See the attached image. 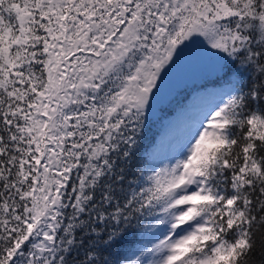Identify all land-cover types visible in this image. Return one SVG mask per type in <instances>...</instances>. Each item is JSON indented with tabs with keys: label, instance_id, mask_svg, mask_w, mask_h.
<instances>
[{
	"label": "snow or ice",
	"instance_id": "obj_1",
	"mask_svg": "<svg viewBox=\"0 0 264 264\" xmlns=\"http://www.w3.org/2000/svg\"><path fill=\"white\" fill-rule=\"evenodd\" d=\"M190 55L200 103L143 150ZM80 228L84 264H264V0H0V264Z\"/></svg>",
	"mask_w": 264,
	"mask_h": 264
},
{
	"label": "trees",
	"instance_id": "obj_2",
	"mask_svg": "<svg viewBox=\"0 0 264 264\" xmlns=\"http://www.w3.org/2000/svg\"><path fill=\"white\" fill-rule=\"evenodd\" d=\"M207 74H205L206 76ZM169 74L166 78L169 79ZM193 85V84H192ZM192 85L188 87H183L182 89H178L175 92L172 93V96L167 101H163L159 104H157V108L164 107V112L158 113V118L160 120H156L154 118H150L148 122V129L146 132V135L143 137L141 144L142 149L147 150L149 147L152 146L154 142L157 143L160 135L162 134V131L164 129L162 120L163 118H167L171 115L176 114L177 112H180L182 109L187 108L189 104V93L192 91ZM165 86V84H164ZM190 89V90H189ZM171 101V102H170ZM139 158V153L136 155V159L133 160L131 163L128 171H127V177L129 179L132 178V176L135 174V170L137 168V160ZM120 165V161H117V166ZM95 200H93V203ZM84 217H82L83 219ZM76 237L78 243L71 247V249L66 253L64 264H84V258L87 257L89 252H96L95 248H91L89 246L90 240H92V237L85 233L83 228H80L76 232ZM82 240V243L79 241Z\"/></svg>",
	"mask_w": 264,
	"mask_h": 264
},
{
	"label": "rangeland",
	"instance_id": "obj_3",
	"mask_svg": "<svg viewBox=\"0 0 264 264\" xmlns=\"http://www.w3.org/2000/svg\"><path fill=\"white\" fill-rule=\"evenodd\" d=\"M208 70V66L196 56H188L185 60L178 63L169 73V79L165 78L166 83L165 86H163V91L158 104L163 101L168 102L172 93L176 90L182 89L184 86L188 87L192 84L199 83L205 74L208 73ZM199 103L200 101L197 99L196 95L192 94L187 109L195 110ZM187 114L188 113L185 110L180 116L172 119H165L164 132L157 143L161 151H165L169 142L178 137L180 129L187 118Z\"/></svg>",
	"mask_w": 264,
	"mask_h": 264
}]
</instances>
